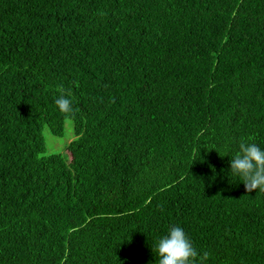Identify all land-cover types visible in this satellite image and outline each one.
Here are the masks:
<instances>
[{
    "label": "trees",
    "instance_id": "obj_1",
    "mask_svg": "<svg viewBox=\"0 0 264 264\" xmlns=\"http://www.w3.org/2000/svg\"><path fill=\"white\" fill-rule=\"evenodd\" d=\"M242 140L264 150V0H0V264H157L173 226L264 264Z\"/></svg>",
    "mask_w": 264,
    "mask_h": 264
},
{
    "label": "clouds",
    "instance_id": "obj_2",
    "mask_svg": "<svg viewBox=\"0 0 264 264\" xmlns=\"http://www.w3.org/2000/svg\"><path fill=\"white\" fill-rule=\"evenodd\" d=\"M55 104L61 113L73 111L72 101L65 95H60ZM238 148L230 160V174L241 178L247 192H264V150L243 140ZM154 251L157 264H204L210 256L208 252L198 253L180 226L169 228L168 233L158 240Z\"/></svg>",
    "mask_w": 264,
    "mask_h": 264
},
{
    "label": "rangeland",
    "instance_id": "obj_3",
    "mask_svg": "<svg viewBox=\"0 0 264 264\" xmlns=\"http://www.w3.org/2000/svg\"><path fill=\"white\" fill-rule=\"evenodd\" d=\"M66 133L64 137H54L50 136L47 134L46 142L49 144V151L51 152H63V149L65 148L67 142H68V137L72 135L71 131V125L70 123H67L66 126Z\"/></svg>",
    "mask_w": 264,
    "mask_h": 264
}]
</instances>
